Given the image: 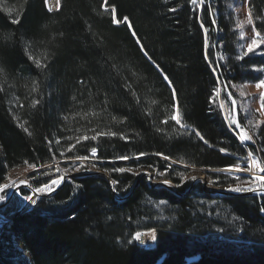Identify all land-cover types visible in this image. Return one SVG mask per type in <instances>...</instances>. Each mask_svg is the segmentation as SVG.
Listing matches in <instances>:
<instances>
[{"label": "trees", "instance_id": "trees-1", "mask_svg": "<svg viewBox=\"0 0 264 264\" xmlns=\"http://www.w3.org/2000/svg\"><path fill=\"white\" fill-rule=\"evenodd\" d=\"M245 6L252 52L234 16ZM261 40L264 0H59L54 12L45 0H0V185L56 162L103 174L72 177L0 224V264H264V194H216L256 186L229 170L247 169L249 153L264 165V123L241 144L220 106L231 107L227 90L239 104L233 88L264 80ZM174 105L189 127L170 119ZM77 157L91 162L65 163ZM143 172L176 193L138 181ZM22 204L16 194L2 213ZM152 230L153 247L136 242Z\"/></svg>", "mask_w": 264, "mask_h": 264}, {"label": "rangeland", "instance_id": "rangeland-1", "mask_svg": "<svg viewBox=\"0 0 264 264\" xmlns=\"http://www.w3.org/2000/svg\"><path fill=\"white\" fill-rule=\"evenodd\" d=\"M245 12H246V6L241 7L238 10L236 9V11H234V16H235V21L238 23L239 36H240V38H242L244 40L243 42L241 41V46L247 51V46L251 43L252 40L249 36L247 25L244 23V21H246L245 17L247 15V13L245 15ZM242 15H244V17H242ZM241 33H243V37L241 36ZM257 37L258 36H256V34H255L254 38H257ZM258 83L259 82L245 83V84H242V85H239V86L233 88L234 93L237 96L238 103L240 104V106H239V104H237V100L231 96V93L228 90H227V94H228L230 102H231V107L228 104L220 101L221 110H222V113L224 115L225 120L227 121V123L230 127L234 126V130L232 129L233 133H235L236 137L239 139V134L241 132V129L246 130L248 132V134L252 136V139L248 140V142H247L249 144L254 143V138H253L254 136H253L252 130H255V129H253V128H256L258 125L264 123V107L261 106L262 103H264L261 100V94L264 93V87L257 88L256 85ZM241 93H243V95H241ZM233 100L235 101V104L232 103ZM241 110L246 114V116H248V121L249 122L251 121L252 123L248 122L249 125L248 126L246 125V127H243V126H241V124L239 122L240 127L238 128L236 126V124H233L231 121L233 118L238 121V115L240 113L239 111H241ZM250 158H251V160L248 162V165L252 162V160L258 161L261 164V162L258 158H254L253 156H251ZM88 162H91V161L86 160V159L85 160H71V161L65 162V163H70L73 166H76L78 164H86ZM59 165H60V163L56 162V163L49 165L47 167L38 168V169L21 168V169H16V170L10 171L8 173L7 181L4 183V184H8L9 187L4 189L3 191H0V196L4 197L2 200H0V224H6L10 220V216H5L2 213V210H3L4 206L8 204V202L6 203V200L8 199L11 191L15 187L21 186L17 191H15L13 193V196L17 194L21 198V200L23 201V204H22L23 208L21 211H19V213H26V211L27 212L30 211L37 204V202L40 200V198L37 197L38 198L37 201L30 208V205L28 204L29 199H26V197H32V195H34V194H32V192L34 191L36 193L35 190L37 188H43V186L45 184H48L51 187V185H52L51 181L52 180H59L60 184H61V181H62V179H60L61 177L64 178L65 182H67L70 180L71 175H80L81 174L79 172V170H77V169L71 173H66V170H59V168L55 169ZM51 169H53V170H51ZM60 171H62V172H60ZM245 171H247V170H245ZM96 172H99V171L90 169V171L87 173H96ZM191 172H192L190 175L191 177H195L196 179L200 178L201 180L205 181V176L203 174H201V172L198 171L197 169L192 168ZM232 172L242 173L243 171L232 170ZM252 172L254 174L253 176H255V175L264 176V173L260 172L258 168L253 167ZM147 173L150 174L149 172H147ZM35 174L40 175V176L32 177ZM82 174H84V173H82ZM152 179H153V177H152ZM196 179H193V182H195ZM147 181H148V179H147ZM36 182H41V183L36 186L35 185ZM155 182H157V181H153V183H155ZM162 182L169 184L174 188V186L169 181H162ZM256 183H257L256 186H251L252 188L255 189L254 192H256V190H258V189H260V191H257L256 193L264 192V191H262L264 189L260 188L261 182L256 181ZM203 184H205V183H203ZM247 188H249V187H246L244 189H247ZM21 189L26 190L28 192V195L23 196V197L20 196V194H21L20 190ZM45 191H47V190H44L43 192H45ZM43 194H46V193H43ZM29 208H30V210H29ZM13 217H11V218H13ZM142 234L146 236V241L149 243V245H142L141 243L138 242L137 239H136V242H138L140 245H142L144 247H153L154 246V240L152 239V232H143Z\"/></svg>", "mask_w": 264, "mask_h": 264}, {"label": "snow or ice", "instance_id": "snow-or-ice-1", "mask_svg": "<svg viewBox=\"0 0 264 264\" xmlns=\"http://www.w3.org/2000/svg\"><path fill=\"white\" fill-rule=\"evenodd\" d=\"M47 2H48V0H45V3H47ZM203 2H204V0H191V3H192L193 5H196L197 3L203 4ZM57 3H59V0H57ZM50 10H51V9H49V11H50ZM112 11H113V13H115V11H116L115 8H113ZM127 19H128L127 17H124V20H125V21H126ZM12 22H13V23H18L19 21H18V20H13ZM247 23L252 24L251 10H249V13H248ZM253 30H255V29L253 28ZM259 35H260V33L257 32V33H256V36H259ZM241 36L243 37V33H241ZM207 39H208V38H207V34H206V35H205V41H206V43H207ZM260 43H264V40H261ZM259 46H260V45H259V43L257 42V40H256V39H252L251 43L247 46V52H252V51H254V49H255L256 47H259ZM245 54H247V53H245ZM29 58H30V59H34V58L31 57V56H30ZM34 62L36 63L37 67H44V66H45V65H43V64L41 63L40 60H36V59H34ZM2 71H3V70L0 69V73H2ZM164 79L167 81V80H168V77L165 76ZM169 84L171 85V82H170V81H169ZM256 86H257V88L264 87V80L259 81V83H258ZM33 90H35V86L33 87ZM215 91H219V90H215ZM173 93H175V89H174V88H173ZM241 95H243V93H241ZM261 100H262V102H264V93L261 94ZM37 103H39V101H33V106H35ZM152 103H155V101H153ZM232 103L235 104V101L233 100ZM261 106L264 107V103H262ZM173 107H174L176 110H175V112L172 113V115L170 116V119H171V120H174L175 123H176L177 125H179L181 128H187V127H189L188 125H186V124L183 122L182 117H181L180 112H179V107H178V105H174ZM231 122H232L233 124H236V126H237L238 128L240 127L239 122H238L237 120H235L234 118L232 119ZM165 123H167V121H165ZM249 123H252V122L250 121ZM20 127H23V125H20ZM25 131H27V129H25ZM107 134H108V135H112V136L117 135V133H115V132H109V133H107ZM98 135H99V133H98ZM195 135H196L197 137H199L201 140H204L203 135H201V133H200L199 131H196V132H195ZM82 139L87 140L88 137H87V136H84V137H82ZM92 139H96V136H93ZM239 139H240L242 142H244V141L251 140V139H252V136L249 135L248 132H247L246 130L241 129V132H240V134H239ZM79 142H80V138L77 139V143H79ZM204 142L207 143L206 140H204ZM56 143H59V141H56ZM71 147H75V145H72ZM69 151H71V148H69ZM96 151H97L96 148H92V149H91V152H92L93 155L96 154ZM220 151L223 152V151H226V150L222 148V149H220ZM141 155H143V153H141ZM252 155H253L252 153H249V157H251ZM77 159L84 160V159H88V157H77ZM120 159H128V157L124 156V157H120ZM25 163H27V162H25ZM29 166L32 167V168H35V167H36L35 165H29ZM253 167L258 168L260 172H264V165H261L258 161H255V160H252V162L248 165L247 169H241L240 166L237 164V165H233L232 168L229 169V170H235V171L247 170V171H251V170L253 169ZM115 171L124 172L125 169L120 168V169H115ZM128 171H131V169H128ZM60 179H62V177H61ZM193 179H196V178L193 177ZM256 181H260V182H261V183H260V188L264 189V176H261V175H255V176L252 177V180L250 181V183H255ZM59 182H60L59 180H52V181H51V184L55 185V184H58ZM112 183H113V184H116L117 181L114 180V181H112ZM8 187H9L8 184L0 185V191H3L4 189H6V188H8ZM44 190H50V185L45 184V185L43 186V188H37L35 191L40 192V191H44ZM230 190H232V191H245V190H247V191H254L255 189L252 188V187H249V188H247V189H242V188H240V187H235V188H231ZM3 198H4L3 196H0V200H2ZM26 199L31 200L32 198H31V197H26ZM33 203H35V201H33ZM260 211H261V212H264V208H261ZM142 235H143L142 233L137 232V233L135 234V239L139 240L140 237H141ZM152 239H153V240L156 239V237H155V230H152Z\"/></svg>", "mask_w": 264, "mask_h": 264}, {"label": "water", "instance_id": "water-1", "mask_svg": "<svg viewBox=\"0 0 264 264\" xmlns=\"http://www.w3.org/2000/svg\"><path fill=\"white\" fill-rule=\"evenodd\" d=\"M85 174H93V173H84V174H80V175H71L70 176V178H72V177H76V176H82V175H85ZM94 174H100V175H103L101 172H96V173H94ZM147 178L148 179V185L149 186H151V187H154V188H165V189H167L168 191H170V192H173V193H176V191H175V188H173L171 185H169V184H166V183H164V182H162V181H157V182H155V183H153V179H152V176L150 175V174H148L147 172H144V173H142V174H140V176H139V178H138V181H139V179L140 178ZM137 181V182H138ZM109 182V181H108ZM137 182H136V184H137ZM197 182H201V183H205V184H203V186H204V189L205 190H207L206 189V187H207V185H206V181H203V180H201L200 178H198V179H196L195 180V182H193L192 184H195V183H197ZM65 183V180H64V178H62V181H61V184H60V186L56 189V190H58L63 184ZM109 184L111 185V183L109 182ZM136 184L132 187V189L130 190V192L125 196V198L126 197H128L129 196V194L132 192V190L134 189V187L136 186ZM21 186H18V187H15L12 191H11V193H10V195H9V197H8V199L6 200V203L10 200V198L13 196V193L15 192V191H17L19 188H20ZM55 191V190H54ZM54 191H50V192H48V193H46V194H42V195H40L39 196V198L41 199V198H43V197H47V196H49V195H51V194H53L54 193ZM257 191H259V190H256V192ZM264 191V190H263ZM256 192H254V191H243V192H225V191H223V192H216V194H219V195H222V196H232V195H240V196H249V195H254ZM259 193V192H258ZM32 194H35V192L33 191L32 192ZM257 194V193H256ZM119 197H117V199H118ZM121 199V198H120ZM5 203V204H6ZM32 206L30 205V208H31ZM30 208H29V210H30ZM27 212V211H26ZM19 214V212H16V213H14L12 216H10V219H11V217H13V216H15V215H18ZM139 244V243H138ZM140 245V244H139Z\"/></svg>", "mask_w": 264, "mask_h": 264}, {"label": "bare ground", "instance_id": "bare-ground-1", "mask_svg": "<svg viewBox=\"0 0 264 264\" xmlns=\"http://www.w3.org/2000/svg\"><path fill=\"white\" fill-rule=\"evenodd\" d=\"M55 1L54 0H48V2H47V6H48L49 9H51L50 10L51 12L57 11V9H58L57 8L58 7L57 0H55ZM246 142H248V141H246ZM59 186H60V182L58 184H55V185L52 184L51 187H50V190H47L45 192H43V191L37 192L36 191V193L34 195L31 194L32 195V197H31L32 199L28 201V204L32 206L34 204L33 201L36 202L40 195H42L43 193H48L50 191H54ZM138 242L141 243L142 245H149V243L146 241V236L145 235H142L140 237V239L138 240Z\"/></svg>", "mask_w": 264, "mask_h": 264}, {"label": "built area", "instance_id": "built-area-1", "mask_svg": "<svg viewBox=\"0 0 264 264\" xmlns=\"http://www.w3.org/2000/svg\"><path fill=\"white\" fill-rule=\"evenodd\" d=\"M239 141L241 142V144H245V142H246V141L242 142L241 140H239ZM247 160H248V162L251 160V158L249 157V154H248ZM244 173L251 176V177H253V175H254L252 170L251 171H245Z\"/></svg>", "mask_w": 264, "mask_h": 264}]
</instances>
